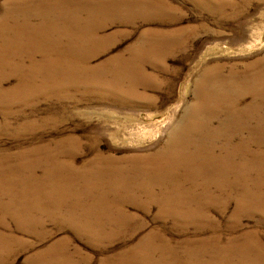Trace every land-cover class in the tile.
I'll list each match as a JSON object with an SVG mask.
<instances>
[{"label": "rangeland", "instance_id": "rangeland-1", "mask_svg": "<svg viewBox=\"0 0 264 264\" xmlns=\"http://www.w3.org/2000/svg\"><path fill=\"white\" fill-rule=\"evenodd\" d=\"M0 232V264H264V0H0Z\"/></svg>", "mask_w": 264, "mask_h": 264}, {"label": "bare ground", "instance_id": "bare-ground-1", "mask_svg": "<svg viewBox=\"0 0 264 264\" xmlns=\"http://www.w3.org/2000/svg\"><path fill=\"white\" fill-rule=\"evenodd\" d=\"M167 167H168V164L164 163L163 165H158V166H148V167H145L144 169H145V172L148 173L149 171L159 172V171L165 170ZM136 169H137L136 167L130 166V167L122 168V169H110V170L105 171V173H107L109 176V183L106 188L116 189V192L114 193L116 199L120 200L125 197L121 192H119V190L121 189H129L130 187H145L146 185L149 184L150 182L149 178H145V177L139 178L134 175H132L131 178H129V176L126 173L129 171L136 170ZM71 172H72V175L75 176V179H80L82 176V172L77 169L73 168L71 169ZM112 174H116V178L112 177ZM111 194H112L111 191H105L101 195V198L107 200L110 198ZM93 212H90V210H85L82 213V216L89 217L94 214ZM102 214L109 215V216H117V217L124 215L123 213L117 214L116 212H111V211H103ZM7 239L8 237L0 232V244H3Z\"/></svg>", "mask_w": 264, "mask_h": 264}]
</instances>
